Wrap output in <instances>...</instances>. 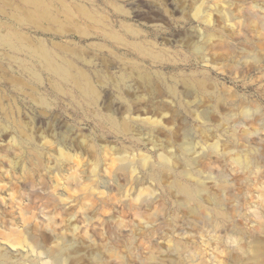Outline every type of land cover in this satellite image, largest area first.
Masks as SVG:
<instances>
[{"label": "rangeland", "instance_id": "374dc122", "mask_svg": "<svg viewBox=\"0 0 264 264\" xmlns=\"http://www.w3.org/2000/svg\"><path fill=\"white\" fill-rule=\"evenodd\" d=\"M41 1L52 10L58 18L56 21L43 17L22 23V18L30 16L32 6L25 0H0V33L17 30L72 58L93 80L101 96L99 105L108 114L116 109L117 88L127 94L129 87L141 86L138 80L141 75L181 77L202 74V60L197 58L195 51L197 45L205 42L198 35L200 29L204 28L205 34L208 29H215L216 35L222 32L226 35L223 41L218 36L213 37V43L229 45V49L217 46L218 51L208 53L214 61H226V64L229 61L235 64L241 59L251 61L255 55L259 57L253 46L264 37L262 30L248 29L246 35L238 34L232 28L237 15L241 21L245 19L243 10L248 5L264 10V0H235L230 8L227 2L231 0ZM83 10L88 13L84 14ZM209 17L214 27H207L203 21ZM133 29L141 33L139 39L133 35ZM114 35L118 40L113 38ZM144 38L157 42L158 59L132 47L131 43ZM143 45L148 48L147 43ZM0 53L4 54L0 57V92L7 91L15 96L14 101H6V109L0 107V130L7 129V133H0L3 143L0 149V240L5 243L6 239L17 235L14 232L17 226L23 227L21 217L25 216V207L34 203L43 205L42 197L49 192L47 188L55 194L66 192L76 197L74 205L79 206L91 185L89 178L94 174L104 176L101 169L107 156L99 145L113 147L115 139L105 129L97 128L91 119L92 111H85L84 103L80 106L68 99L56 107L57 101L47 79L39 85L30 76L32 70L42 73L41 66L23 52L1 48ZM8 53L17 55L19 60L5 56ZM248 78L247 88L241 85L237 90L234 84L226 81L233 89L231 93L220 89L218 98H208L197 92L189 94L185 107L175 117L176 130L181 135L191 131L190 138L193 137L194 143H219V156L213 155L208 161L226 173L227 178L220 177L217 187L206 181L216 195L214 197L225 204L227 218L216 226L214 222L220 220L216 213L203 210L193 214L191 208L196 205L193 201L166 194L158 230L142 234L116 226L119 254L102 251L99 264H253L254 242L264 243L261 231L264 224V116H255L249 121L245 112L250 107H257L264 113V73L256 70ZM33 88L40 89L49 98L51 107L17 99V91ZM236 91L240 92L238 95L244 93L247 100L237 98ZM140 93L145 92L140 89ZM228 97L236 98L238 105L229 108L223 101H218ZM204 115L208 116L206 123L202 120ZM234 130H238L236 137ZM25 134L35 136L41 145L43 136L50 143L68 136L72 152H78V155L62 167L56 160L57 154L46 149L40 152V162L44 160V163L39 165L34 146L25 143ZM162 139L166 137L161 136ZM247 155L257 166L247 169L237 165V161L246 160ZM108 168L109 176L113 178V167ZM73 174H77L83 186L73 188ZM224 179L229 182L225 183ZM150 182L147 177L145 187L150 186ZM32 183L37 185L36 189H32ZM146 191L138 204L145 202ZM131 192L137 194L136 189ZM159 209L158 205L151 207L152 212ZM46 211L54 212L55 208L48 206ZM89 214L92 217L101 214L105 233H111L116 224L112 202ZM134 219L138 220L135 216ZM109 234H106L108 239ZM0 264L13 263L10 260L4 263L0 259ZM82 264L94 263L87 259Z\"/></svg>", "mask_w": 264, "mask_h": 264}, {"label": "bare ground", "instance_id": "6f19581e", "mask_svg": "<svg viewBox=\"0 0 264 264\" xmlns=\"http://www.w3.org/2000/svg\"><path fill=\"white\" fill-rule=\"evenodd\" d=\"M25 1L33 9L28 18L21 19L22 23L38 21L43 17L55 21L58 19L49 6L41 0ZM234 1H228L227 6L232 7ZM236 1L243 2V0ZM243 11L245 19L241 21L240 16L235 17L236 23L232 27L234 31L246 35L248 29L264 31L262 8L248 5ZM196 12L200 13V10L197 9ZM83 13L88 12L83 10ZM203 21L207 27H214L210 17ZM132 32L136 39L140 38L141 33L138 30L133 29ZM198 35L205 40L204 45H197L195 49L197 58L202 60L201 67L204 71L202 74L181 75V77L160 74L141 75L138 78L141 86L129 87L127 94L121 88H117L116 109L108 114L104 113L99 105L101 96L93 80L72 58L49 48L40 39L39 42L31 40L17 30L8 34L0 33V49L23 52L33 63L41 66L42 73L32 70L30 76L39 85L44 84L47 79L52 87L51 94L57 101L56 107L62 106L63 101L68 99L80 106L84 103V110L92 111L91 119L97 128L105 129L107 134L115 139L113 147L99 145L107 156L106 164L101 169L104 176L94 174L89 178L91 185L86 189V196L79 206L74 205L76 197L66 192L55 194L47 188L49 192L42 197L43 205L34 203L31 207H25V216L21 217L23 227L17 226L14 229L17 235L9 237L5 243L0 240L2 262L10 260L13 264H82L83 261L91 259L94 264H99L102 251L119 254L116 226L142 234L154 233L158 230V221L164 210L166 194L173 198L183 196L189 202L193 201L196 204L191 208L193 214L203 210L216 213L220 217V220L214 222L216 226L227 218L225 204L214 197L216 195L206 181L213 182V186L217 187L220 177L227 178L226 173L208 161L213 155L219 156V143L212 145L194 143L193 137L190 138L191 131L181 135L179 130H176L175 117L179 116L180 110L185 107L186 96L189 94L197 92L208 98H218L220 89L228 93L233 89L226 85V81L234 84L235 90L241 85H246L247 88L248 76L253 71L264 73V37L259 38L253 46L254 52L260 54L259 57L255 55L251 61L241 59L235 64L232 61L226 64V61H214L208 54L210 50L229 49V45L213 43V37L218 36L223 41L226 35L223 32L216 35L215 29H208L205 34L204 28L200 29ZM113 38L118 40L116 35ZM145 43L148 45L147 49L143 45ZM131 45L139 53L155 59L160 57V54L155 52L157 46L155 40L144 38L143 41L138 40ZM8 55H11L12 60H19L15 54H5ZM0 57H4V54L0 53ZM259 79L261 77H258ZM221 80L225 82H220ZM140 89L145 93H140ZM15 94L17 99L22 98L51 107L49 98L40 89L17 91ZM236 94V97L242 101L247 100L244 93L238 95L240 92L236 91ZM14 97L7 91L0 92V107L6 109V101H14ZM17 99L16 103H18ZM218 101H223L229 108L238 105L234 97ZM255 116L261 117L264 113L257 107L246 110V119L251 121ZM207 119V115L202 117L205 123ZM0 133H7V129H1ZM237 133L238 130H234L233 135L236 137ZM161 136H165L166 139L161 140ZM43 139L44 143L41 145L35 136L25 134V143L27 146H34L39 165L44 163V160L40 162V152L46 149H49L50 153L57 154L56 160L62 164V167L66 161L78 155V152H72L71 140H68V136H62L54 143L46 141L44 136ZM11 141L15 142L14 139ZM2 144L0 141V149ZM253 145L256 143L253 142ZM249 156L247 155L244 161L238 160L237 165L247 169L257 166ZM109 166L113 167L111 172L113 178L109 176ZM147 177L151 182L150 186L145 187ZM72 178L75 181L73 188L84 185L77 174H73ZM224 180L225 183L229 182L227 179ZM31 187L36 189L37 185L32 183ZM133 189L137 190V194H132ZM145 189H147L145 202L138 204ZM112 193H114L113 197ZM110 202L116 224L109 234L103 229L101 214L92 217L89 212H96ZM154 205H158L161 209L152 212L151 207ZM48 206H54L55 211L47 212ZM134 216L138 220L134 219ZM261 231L264 233V224L261 226ZM106 234L111 237L106 238ZM252 251V263L264 264V243L255 241Z\"/></svg>", "mask_w": 264, "mask_h": 264}]
</instances>
